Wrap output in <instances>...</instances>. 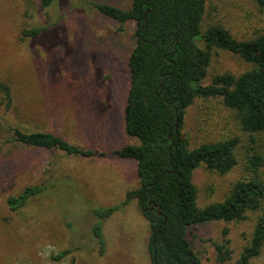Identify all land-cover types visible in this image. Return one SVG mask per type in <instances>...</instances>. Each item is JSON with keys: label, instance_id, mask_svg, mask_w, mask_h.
Wrapping results in <instances>:
<instances>
[{"label": "rangeland", "instance_id": "1", "mask_svg": "<svg viewBox=\"0 0 264 264\" xmlns=\"http://www.w3.org/2000/svg\"><path fill=\"white\" fill-rule=\"evenodd\" d=\"M132 0H0V82L11 87L12 102L0 92V264H152V230L137 199L125 204L140 181L137 163L113 155L138 139L125 130L130 87L129 57L136 45L135 23L119 22L93 3L128 8ZM220 24L238 39L264 33V10L255 0H207L202 30ZM48 26L40 38L23 31ZM200 46L204 47L201 41ZM252 68L234 53L213 48L204 84L214 75L236 76ZM47 131L103 155L79 157L60 150L22 145L13 128ZM184 131L191 148L205 142L240 138L237 165L221 175L201 165L193 174L198 205L223 201L234 184L249 178L251 148L264 155V133L251 140L235 111L220 99H196L188 107ZM264 174V167H263ZM44 193L12 211L11 197L28 186ZM119 206L103 220L105 250L93 232L97 208ZM261 211L240 221L216 220L191 226L188 239L201 264H234L249 245ZM227 230V235L224 234ZM229 240L232 257L217 260L216 244ZM65 250H72L59 260ZM250 264H264V247Z\"/></svg>", "mask_w": 264, "mask_h": 264}, {"label": "trees", "instance_id": "2", "mask_svg": "<svg viewBox=\"0 0 264 264\" xmlns=\"http://www.w3.org/2000/svg\"><path fill=\"white\" fill-rule=\"evenodd\" d=\"M55 0H39L43 9ZM264 10V0H255ZM103 15L117 20L119 30L135 23L136 45L129 57L130 87L124 111L125 130L138 139L115 150L113 155L137 163L140 186L128 192L125 204L137 199L152 235L149 251L152 264H201V258L188 239L191 226L225 220L240 221L248 211H261L249 245L234 264H250L264 247V155L251 148L247 162L249 178L237 181L223 201L203 208L198 205V188L194 171L205 165L224 175L238 163L235 153L240 138L235 136L216 142H205L191 148L184 131L189 106L196 99L221 100L235 111L241 128L255 141L264 133V33L251 39H238L220 24L202 30L207 0H132L128 8L107 2L93 3ZM48 26L23 31L38 39ZM204 47L200 46V42ZM213 48L240 56L252 68L236 76L218 73L204 84ZM9 104L11 87L0 82ZM18 143L46 150H60L68 155L93 157L102 152L69 142L53 132H27L13 128ZM47 186H28L8 200L12 211L24 208L29 200L45 192ZM119 206L97 208L93 226L100 252L105 250L103 220ZM227 230L224 234L227 235ZM217 260L231 259L229 240L216 244ZM72 250H65L59 260Z\"/></svg>", "mask_w": 264, "mask_h": 264}]
</instances>
